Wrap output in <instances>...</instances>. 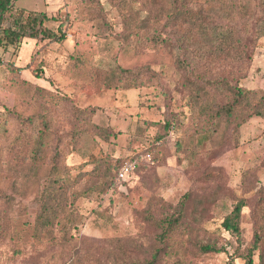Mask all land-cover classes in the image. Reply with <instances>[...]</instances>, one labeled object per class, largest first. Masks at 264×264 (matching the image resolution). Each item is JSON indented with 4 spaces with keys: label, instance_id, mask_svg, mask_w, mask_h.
Masks as SVG:
<instances>
[{
    "label": "rangeland",
    "instance_id": "1",
    "mask_svg": "<svg viewBox=\"0 0 264 264\" xmlns=\"http://www.w3.org/2000/svg\"><path fill=\"white\" fill-rule=\"evenodd\" d=\"M98 1L104 12L103 19L88 18L83 12L84 0H14L16 7L46 12L49 17L46 25L63 34L64 38L51 41L40 36L25 37L18 46L0 47V132L9 111L34 116L37 121L51 112L46 104L30 105L21 100L27 91L18 78H10L16 74L9 69L13 64L21 68L18 75L29 83L65 95L80 108L95 107L91 122L110 126L117 134L106 141L84 135L81 149L66 157L72 180L70 187L76 196L65 199L68 201L65 212L73 217V221L62 230L66 237L75 241V246H60L33 236V223L50 165L41 166L37 176L24 186L29 166L12 167L0 156V190L13 199L9 208L10 228L0 242V264H71L77 254L86 250V244L96 246L99 264H138L151 250L155 233L134 217L133 209H144L149 203L161 200L164 204L159 211L172 212L186 192L193 199L210 197L213 191H218V199L206 203L208 211L203 227L217 238L225 251L196 259L194 263L243 264L240 257L232 255L239 241L224 231L221 221L230 210L233 198L245 197L247 205L240 222V249L251 245L250 210L257 199L258 188L264 187V168L255 169L250 178L241 175L258 167L262 159L264 162V119L254 115L249 117L239 127L237 146L226 139L222 146L207 150L196 160L182 158L176 152L175 139L181 135L179 125L188 123L192 110L187 105L188 91L180 79L183 71L177 67L176 60L181 58L184 65L189 64L188 68L199 66L201 60L196 56L194 43L203 46V40H190L186 28L167 22V0H152L154 4L158 2L159 7L156 21L174 46L172 51L164 48L134 51L122 41L121 18L135 14L142 19L149 13L148 2ZM248 4L244 17L235 13L229 15L218 7L207 5L205 0H191L189 6L212 16L216 22L233 24L243 38L245 62H206L207 75L264 92V36L257 35L264 17V0H249ZM116 65L128 69L146 66L154 77L149 84L139 88H105L96 69L104 71ZM35 70L38 76L34 74ZM165 122L174 125L167 128L163 125ZM67 129L61 126L58 130ZM145 149L150 150L149 159L144 158ZM106 156L114 159L115 170L121 160H137L138 165L127 178L109 176L106 183L100 182L88 190L89 194H84L87 176L75 180L79 178V172L88 171L95 160ZM216 167L227 175L224 183L200 180L202 173ZM191 208L188 200L185 214ZM2 212L8 214L9 211L0 208V214ZM2 218L0 215V222ZM62 230L55 226L52 233L58 237ZM111 238L132 239L136 246L135 259L127 262L112 256L116 251L107 241ZM107 244L111 254H101ZM257 253L256 249L255 264Z\"/></svg>",
    "mask_w": 264,
    "mask_h": 264
},
{
    "label": "trees",
    "instance_id": "2",
    "mask_svg": "<svg viewBox=\"0 0 264 264\" xmlns=\"http://www.w3.org/2000/svg\"><path fill=\"white\" fill-rule=\"evenodd\" d=\"M167 1L169 4L167 22L186 28L190 40L199 38L204 42L203 46L198 42L194 43L196 56L201 60L199 66L190 65L188 68L189 64L184 65L181 58L176 60L177 67L183 71L180 79L188 91L187 105L192 113L187 124L179 125L181 135L175 139V148L182 158L193 161L204 156L207 150L222 146L226 139H229L233 146H237L239 127L253 115L264 119V92L232 85L228 79L207 75L206 62H245L243 38L233 24L214 21L212 16L190 7L191 0ZM144 2H148L149 13L142 19L135 14L122 15V41L137 52L157 48L172 51L173 42L156 21L158 2L155 4L152 0ZM248 2L249 0H205L207 5L218 7L229 15L238 14L239 17L246 14ZM83 12L88 18H104L98 0H84ZM48 19L44 11L16 7L14 0H0V47L18 46L25 37L40 36L51 41L63 40V34L46 25ZM262 22L257 35L264 36V17ZM180 44L183 47L182 41ZM9 66L11 72L16 73L10 78H18L20 85L25 86L27 91L21 96V100L30 105L46 104L51 112L50 116L49 114L40 116L37 121L34 116L9 111L0 132V156L12 167L29 166L24 186L37 176L41 166L50 165L40 208L33 223V236L39 241L44 239L60 246H75V241L66 237L65 230H62L73 221V217L65 212L68 204L65 199L67 196H71L72 199L76 196L70 187L72 180L66 157L81 149L84 135L106 141L117 133L110 126H98L91 122L95 107L80 108L73 104L69 97L22 79L18 75L20 67L13 64ZM27 66L29 67V64ZM34 72L36 76L39 75L37 70ZM96 72L102 76L105 88L123 86L139 88L149 84L154 77V73L146 66L128 69L116 65L104 71L96 69ZM220 100H223V103L220 104ZM163 125L172 128L174 124L165 122ZM61 126L68 129L58 130ZM145 151V154L150 152L149 149ZM114 162L112 157H100L94 161L91 169L79 172V178L75 180L87 176L85 190L82 192L89 194L88 190H92L100 182L106 183L109 176H117L118 169L115 170ZM123 162L121 160L119 165ZM258 168H264L263 159L258 167L246 170L241 176L245 179L250 178ZM200 180L221 184L227 180V175L216 167L202 173ZM217 199L218 191H213L210 197L196 196L193 199L190 193L186 192L172 212L159 211L164 204L161 200L149 203L144 209H133L134 217L155 233L151 250L146 252L147 256L138 264H195L196 259L224 252L225 247L219 245L217 238L207 233L203 227L207 219L206 203H214ZM188 200L191 201L192 208L185 214ZM12 203L13 199L0 190V208L9 211L8 214L7 212L0 214L3 215L0 222V242L7 236L10 228L9 208ZM246 205L245 197L235 196L230 210L222 216L221 227L236 242L239 241L232 253L234 257H240L243 264H255L253 256L257 249L256 264H264V187L258 188L257 199L250 210L253 225L251 245L240 249V222ZM55 226L62 230L58 237L52 233ZM107 241L115 248L113 250L116 252L112 253V256L127 262L135 259L136 246L132 239L111 238ZM85 247L86 250L82 254H77L71 260V264H99L96 246L86 244ZM109 247L107 244L101 254H111Z\"/></svg>",
    "mask_w": 264,
    "mask_h": 264
},
{
    "label": "built area",
    "instance_id": "3",
    "mask_svg": "<svg viewBox=\"0 0 264 264\" xmlns=\"http://www.w3.org/2000/svg\"><path fill=\"white\" fill-rule=\"evenodd\" d=\"M151 155L150 153H146L144 155V158H150ZM138 165L137 160H132V161H125L123 162L117 170V177L120 179H125L127 178L134 170V168Z\"/></svg>",
    "mask_w": 264,
    "mask_h": 264
}]
</instances>
